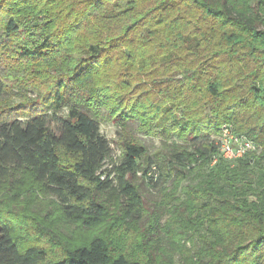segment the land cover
<instances>
[{"label": "trees", "instance_id": "1", "mask_svg": "<svg viewBox=\"0 0 264 264\" xmlns=\"http://www.w3.org/2000/svg\"><path fill=\"white\" fill-rule=\"evenodd\" d=\"M26 65L50 84L26 112L0 113V190L25 170L64 226L117 225L112 241L52 240L62 254L47 261L0 222V264H264V0H0V98ZM98 85L122 152L115 179L97 175L111 154L86 104ZM223 125L256 151L220 158Z\"/></svg>", "mask_w": 264, "mask_h": 264}, {"label": "rangeland", "instance_id": "2", "mask_svg": "<svg viewBox=\"0 0 264 264\" xmlns=\"http://www.w3.org/2000/svg\"><path fill=\"white\" fill-rule=\"evenodd\" d=\"M16 4L17 2H13L9 5L17 7ZM20 38L26 37L21 36ZM40 71L43 72L44 69L35 65H26L24 71L10 74L8 78L11 81L7 84L3 97L0 98V113L19 115L20 112L25 111L24 108L38 101L50 84V81H43L39 78L35 83V77L32 72L38 74ZM51 71V68L45 70V72ZM95 89V99L90 100V102L86 100V104H88L87 107L89 106L88 109L91 113L99 118V131L108 140L111 148L109 159L105 161L97 175L106 170H113L114 172L110 175V178L115 179L118 176V172L114 168L119 165L122 155L120 141L117 138L116 127L110 121H106L105 109L101 110L103 114L100 115V96L103 97V92H100V85L96 86ZM72 92V87L65 92L66 104L72 103L74 99ZM105 98L108 105L115 102L114 98L109 96L108 93L105 94ZM83 103L85 104V102ZM62 114H66V107L63 108ZM100 118H102L101 122ZM136 137L147 147L150 153L159 150L160 141L158 138L146 137L141 134H136ZM58 155L65 164L73 162L71 155H66L60 150ZM136 177L138 181L143 178L141 172L136 173ZM2 188L0 190V222L11 224L14 229L13 239L19 250H24L30 246L47 249V261H49L60 257L62 254V249L57 247L56 242L52 240L58 238L60 241H64L66 239L65 235L69 236L71 234L76 244H82L92 237L100 236V234L108 237L111 241L114 240L113 231L115 230V225H117L114 222L116 221L114 215H112V218L110 217L111 219L102 228L93 230L78 229V227L72 225L64 226L61 218H59L60 211L54 198L39 186L33 184L25 170H19L13 174ZM144 197L150 204L156 194L150 190L145 192ZM115 207L117 205L112 203L109 208L113 211ZM48 213L49 217L47 219L45 214L48 215Z\"/></svg>", "mask_w": 264, "mask_h": 264}, {"label": "built area", "instance_id": "3", "mask_svg": "<svg viewBox=\"0 0 264 264\" xmlns=\"http://www.w3.org/2000/svg\"><path fill=\"white\" fill-rule=\"evenodd\" d=\"M218 156L226 161L234 162L245 155L256 151L254 143L242 135L235 134L229 125H223L216 139ZM215 160L212 161V164Z\"/></svg>", "mask_w": 264, "mask_h": 264}]
</instances>
